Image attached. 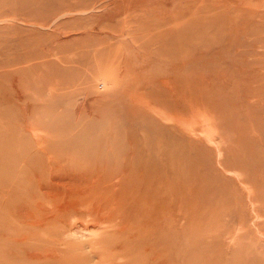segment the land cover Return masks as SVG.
<instances>
[{
  "label": "rangeland",
  "instance_id": "374dc122",
  "mask_svg": "<svg viewBox=\"0 0 264 264\" xmlns=\"http://www.w3.org/2000/svg\"><path fill=\"white\" fill-rule=\"evenodd\" d=\"M0 264H264V0H0Z\"/></svg>",
  "mask_w": 264,
  "mask_h": 264
}]
</instances>
